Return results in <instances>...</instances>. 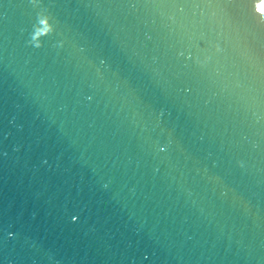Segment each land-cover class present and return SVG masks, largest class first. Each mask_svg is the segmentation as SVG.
I'll return each mask as SVG.
<instances>
[{
  "label": "water",
  "instance_id": "1",
  "mask_svg": "<svg viewBox=\"0 0 264 264\" xmlns=\"http://www.w3.org/2000/svg\"><path fill=\"white\" fill-rule=\"evenodd\" d=\"M261 3L0 0V264H264Z\"/></svg>",
  "mask_w": 264,
  "mask_h": 264
},
{
  "label": "snow or ice",
  "instance_id": "2",
  "mask_svg": "<svg viewBox=\"0 0 264 264\" xmlns=\"http://www.w3.org/2000/svg\"><path fill=\"white\" fill-rule=\"evenodd\" d=\"M259 11H261L262 13H264V3H261L259 5Z\"/></svg>",
  "mask_w": 264,
  "mask_h": 264
},
{
  "label": "clouds",
  "instance_id": "3",
  "mask_svg": "<svg viewBox=\"0 0 264 264\" xmlns=\"http://www.w3.org/2000/svg\"><path fill=\"white\" fill-rule=\"evenodd\" d=\"M45 19H47V18H45ZM49 30H53V29L51 28V26H49ZM73 219H75V218H73Z\"/></svg>",
  "mask_w": 264,
  "mask_h": 264
}]
</instances>
